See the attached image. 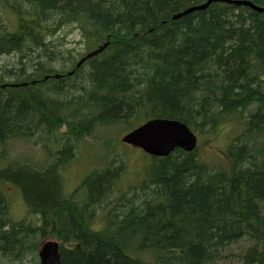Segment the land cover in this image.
<instances>
[{
    "label": "trees",
    "instance_id": "16d2710c",
    "mask_svg": "<svg viewBox=\"0 0 264 264\" xmlns=\"http://www.w3.org/2000/svg\"><path fill=\"white\" fill-rule=\"evenodd\" d=\"M208 1L0 0V264H40L48 239L61 264H217L246 239L235 261L264 264V11L211 0L173 17ZM154 118L198 145L145 154L128 184V144L99 134ZM226 126L225 162L202 158ZM86 157L67 190L61 171Z\"/></svg>",
    "mask_w": 264,
    "mask_h": 264
},
{
    "label": "rangeland",
    "instance_id": "374dc122",
    "mask_svg": "<svg viewBox=\"0 0 264 264\" xmlns=\"http://www.w3.org/2000/svg\"><path fill=\"white\" fill-rule=\"evenodd\" d=\"M80 39L79 35L76 33H70L68 36V41L71 43V46H73L74 41ZM77 46V43H76ZM78 48L80 45L78 44ZM226 130H223L217 135H212L205 137L206 142H200L201 146L199 149V153L202 156V158L206 159L211 156L212 154V160L215 163H224V155H221L220 153H215L219 152L220 148L223 146V144L226 142V133H227V126L225 127ZM114 133L111 131V133H100V137L104 138H109L111 136H117V138L120 140V138L124 135V133L119 134V135H114ZM91 143H96L101 144L100 142H91ZM124 144V143H123ZM127 145V144H126ZM121 147L125 148L127 150L128 156H126V161H125V172L121 176V179H124L125 181L128 182V184L135 183V179L138 178V175L143 171L145 165L148 163L149 158L146 156L148 155L145 153L141 148H137L136 146L133 145H120ZM22 147L26 146H21L20 147V152L23 150ZM101 150L103 151L104 156H106V160H110L113 157V154L116 155L117 148H115L112 153H108V151L102 146ZM95 155H99L100 153L98 151L94 152ZM146 154V155H145ZM150 156V155H149ZM93 159V157H92ZM90 157H86L83 162L81 163H76V165L68 168V169H63L61 171L62 176L64 177V185L65 188L67 189H72L75 187V185L79 184V182L82 180L84 174L90 167ZM81 161V160H80ZM79 161V162H80ZM102 161V160H101ZM139 180H143L145 178V175L143 174L142 176H139ZM67 189V190H68ZM8 191H11L16 194V197H14L15 204L12 205L11 212L14 215L15 218L19 219L22 218L26 210L24 209L23 201L21 196L17 192H15V189L8 187ZM249 242L246 240L239 241L237 243L231 244L228 248H226L223 252L224 257L218 261L217 264H239L238 260L235 261V256L237 252L241 251L243 248H245ZM39 255V254H38ZM31 256L28 257L26 260L25 264H33L31 261ZM40 259V258H39Z\"/></svg>",
    "mask_w": 264,
    "mask_h": 264
},
{
    "label": "water",
    "instance_id": "95a60500",
    "mask_svg": "<svg viewBox=\"0 0 264 264\" xmlns=\"http://www.w3.org/2000/svg\"><path fill=\"white\" fill-rule=\"evenodd\" d=\"M210 2L211 0L204 4L192 6L181 13L175 14L173 17L176 18L191 10L204 8ZM234 2L253 5L255 9L264 11L263 7H258L246 0H235ZM102 48L92 54H96ZM121 140L124 143L140 147L153 156H167L176 148L191 151L198 144L196 133L186 123L170 118L150 119L123 135ZM69 247L77 248L79 244L71 243ZM59 248L60 244L57 240L48 239L44 241L39 250L40 264H61Z\"/></svg>",
    "mask_w": 264,
    "mask_h": 264
}]
</instances>
